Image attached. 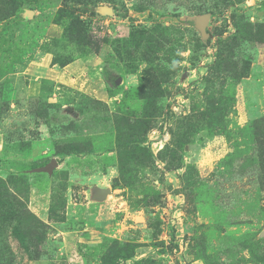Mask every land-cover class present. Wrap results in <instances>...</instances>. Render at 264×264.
<instances>
[{
	"label": "rangeland",
	"instance_id": "rangeland-1",
	"mask_svg": "<svg viewBox=\"0 0 264 264\" xmlns=\"http://www.w3.org/2000/svg\"><path fill=\"white\" fill-rule=\"evenodd\" d=\"M261 140L264 0H0V264H264Z\"/></svg>",
	"mask_w": 264,
	"mask_h": 264
},
{
	"label": "trees",
	"instance_id": "trees-1",
	"mask_svg": "<svg viewBox=\"0 0 264 264\" xmlns=\"http://www.w3.org/2000/svg\"><path fill=\"white\" fill-rule=\"evenodd\" d=\"M259 149H260V151H261V154L260 155H264V140L262 141H260V147H259ZM263 159V157L261 156V160ZM14 210H16V208H14ZM7 212V211H6ZM8 214L10 213V210L7 212ZM0 215L1 216H5L3 213H1L0 212ZM19 216V218H20V222H22V218L24 219V218H28V219H36V222H38L39 220L37 219V217L33 214V213H31V212H29L28 210H23V211H19V214H18ZM1 216H0V218H1ZM27 225L26 226H28L29 225V222H27L26 223ZM2 258H4V257H2Z\"/></svg>",
	"mask_w": 264,
	"mask_h": 264
},
{
	"label": "water",
	"instance_id": "water-1",
	"mask_svg": "<svg viewBox=\"0 0 264 264\" xmlns=\"http://www.w3.org/2000/svg\"><path fill=\"white\" fill-rule=\"evenodd\" d=\"M211 14L208 13L206 15H204V17L200 20L203 24H205L207 22V20L210 18ZM57 165V161L54 159L49 165H47L46 167H42L41 171H45V172H49L51 173L53 168Z\"/></svg>",
	"mask_w": 264,
	"mask_h": 264
},
{
	"label": "crops",
	"instance_id": "crops-1",
	"mask_svg": "<svg viewBox=\"0 0 264 264\" xmlns=\"http://www.w3.org/2000/svg\"><path fill=\"white\" fill-rule=\"evenodd\" d=\"M58 77H59V81L63 82V80H65V78H66V76H64V71L62 73H60L58 75ZM35 90H37V89H35Z\"/></svg>",
	"mask_w": 264,
	"mask_h": 264
}]
</instances>
